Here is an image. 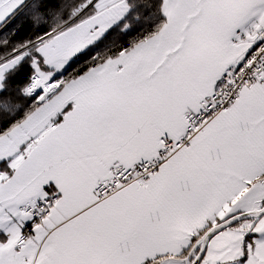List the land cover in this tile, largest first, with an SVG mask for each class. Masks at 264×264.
<instances>
[{"label":"snow or ice","instance_id":"snow-or-ice-1","mask_svg":"<svg viewBox=\"0 0 264 264\" xmlns=\"http://www.w3.org/2000/svg\"><path fill=\"white\" fill-rule=\"evenodd\" d=\"M0 264H264V0H0Z\"/></svg>","mask_w":264,"mask_h":264},{"label":"trees","instance_id":"trees-1","mask_svg":"<svg viewBox=\"0 0 264 264\" xmlns=\"http://www.w3.org/2000/svg\"><path fill=\"white\" fill-rule=\"evenodd\" d=\"M45 19H48V16L46 15Z\"/></svg>","mask_w":264,"mask_h":264}]
</instances>
